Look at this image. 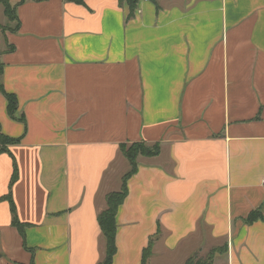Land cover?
Segmentation results:
<instances>
[{"label":"crops","instance_id":"obj_1","mask_svg":"<svg viewBox=\"0 0 264 264\" xmlns=\"http://www.w3.org/2000/svg\"><path fill=\"white\" fill-rule=\"evenodd\" d=\"M5 1L0 264H264V0Z\"/></svg>","mask_w":264,"mask_h":264},{"label":"trees","instance_id":"obj_2","mask_svg":"<svg viewBox=\"0 0 264 264\" xmlns=\"http://www.w3.org/2000/svg\"><path fill=\"white\" fill-rule=\"evenodd\" d=\"M4 3L5 7V14L8 18L12 19L14 18V10L10 5L7 4L5 0H0ZM72 1L75 3L82 4L83 0H68ZM120 3L124 0H118ZM129 4V14L128 18L132 17L134 15L135 11V6L137 0H125ZM1 64H0V75H1ZM0 89L2 90L6 100H7V110L8 114L10 117L15 118L14 112L17 108V102L16 98L13 94L6 92L3 89L2 86V81L0 79ZM19 120L24 121L23 117L20 116ZM17 139L11 138L9 136H6L2 133H0V150H5V145L8 143H13ZM120 150L123 155V157L128 161L129 163V169L123 174L121 178V186L119 190L116 191H111L109 192L106 197V208L101 211L98 216V224L100 226V229L102 231V235L104 237L105 241V256L102 259L101 262L98 264H111L112 262V257L115 253V229H116V224H115V213L118 205L122 203L124 200L126 194H127V180L128 178L135 172L136 166H137V161L136 157L138 155H155L158 154L159 152V144H154L152 146H148L143 142H133L128 145L127 143H121L120 144ZM16 179V168L14 167V171L11 177V182H13ZM13 213H15V209L13 205L11 206ZM255 213H251L249 217L247 218L248 221L251 219L256 218ZM14 224L18 225V222L15 219L14 215ZM212 251L208 254L207 257L205 258H196L195 255L191 256L190 258L187 259L185 264H212ZM147 251V250H146ZM145 252H144V260H145Z\"/></svg>","mask_w":264,"mask_h":264},{"label":"rangeland","instance_id":"obj_3","mask_svg":"<svg viewBox=\"0 0 264 264\" xmlns=\"http://www.w3.org/2000/svg\"><path fill=\"white\" fill-rule=\"evenodd\" d=\"M128 145H130V143H127ZM137 158V157H136ZM125 159V158H124ZM118 184H119V182H118Z\"/></svg>","mask_w":264,"mask_h":264},{"label":"built area","instance_id":"obj_4","mask_svg":"<svg viewBox=\"0 0 264 264\" xmlns=\"http://www.w3.org/2000/svg\"><path fill=\"white\" fill-rule=\"evenodd\" d=\"M263 182H264V178H263Z\"/></svg>","mask_w":264,"mask_h":264}]
</instances>
